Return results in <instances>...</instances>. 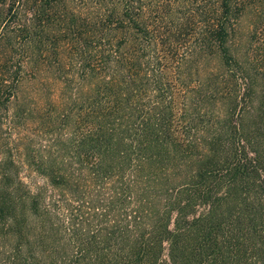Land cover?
<instances>
[{
    "label": "trees",
    "instance_id": "obj_1",
    "mask_svg": "<svg viewBox=\"0 0 264 264\" xmlns=\"http://www.w3.org/2000/svg\"><path fill=\"white\" fill-rule=\"evenodd\" d=\"M245 15L264 0H0L4 125L56 131L2 150L0 264H264Z\"/></svg>",
    "mask_w": 264,
    "mask_h": 264
},
{
    "label": "rangeland",
    "instance_id": "obj_2",
    "mask_svg": "<svg viewBox=\"0 0 264 264\" xmlns=\"http://www.w3.org/2000/svg\"><path fill=\"white\" fill-rule=\"evenodd\" d=\"M250 19V16H243L238 21L237 24V48L238 53H241L240 57L246 66L251 71L253 67L259 69V71L255 74V90L257 94V105L259 106V110L263 115H260L261 119L264 120V84L261 82V72H264V26L259 25L256 29V32L254 34H249L250 36H247V32L251 29V24H258L257 16L252 15ZM253 26V25H252ZM253 28V27H252ZM253 71V70H252ZM32 78L28 76L23 81L22 90L20 91V94L29 95V90H31L34 87H37V85L32 86ZM43 88H47V86H43ZM226 104H229L228 98H224L223 101L220 103L221 108H225ZM208 105V104H207ZM10 108V107H7ZM262 109V110H261ZM36 112H34V118L33 116H28L24 120L21 121L20 125L16 128L12 127L10 129L6 128L3 121V114L4 109L0 108V157L2 156V150L4 148H8V146H21L25 147L28 144H33L35 147H41V151L43 153H46V148L48 147L47 144L49 143V136H54L55 130L52 128V133H44L43 131H39L38 133H35L36 129L38 128V125L42 118H40V121L38 119V115L40 112H38L37 109H35ZM260 119L256 116L254 118L250 117L249 119H245V124L248 126L247 128H255V126L259 125ZM54 127V126H51ZM36 142V143H32ZM45 144V147H42L41 145ZM8 153L14 151H7ZM16 154V153H15ZM23 156V155H22ZM21 166L20 174H28V178L26 177V180H29L28 182L33 181H39L41 182L40 175L36 174L33 168V164H30L29 161L26 163L24 160L22 163H19Z\"/></svg>",
    "mask_w": 264,
    "mask_h": 264
}]
</instances>
